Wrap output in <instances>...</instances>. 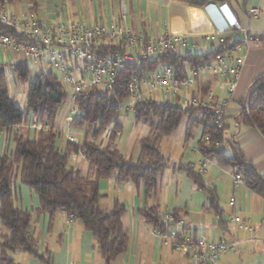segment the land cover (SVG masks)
I'll return each mask as SVG.
<instances>
[{
    "label": "crops",
    "instance_id": "obj_1",
    "mask_svg": "<svg viewBox=\"0 0 264 264\" xmlns=\"http://www.w3.org/2000/svg\"><path fill=\"white\" fill-rule=\"evenodd\" d=\"M89 1L93 6L92 12L90 8H86V5L90 7ZM33 6L29 0L6 2V7L11 12H28L35 18L52 22L70 18L103 25L116 22L146 37L156 36L167 29L172 33H184L189 37V46L183 53L208 52L216 48L219 29L233 17L237 18L244 27L258 36V42L250 44L239 53L237 64L240 67V78L233 94L228 97L220 88L221 77L218 74L202 73L197 82L208 88V91H213L216 101L228 97L226 115L230 124L229 132L238 130L236 139L245 158L264 177V135L249 124L242 123L238 126L236 122H241V100L248 94L254 80L264 73V0H229L228 8L223 9L194 6L184 0H37L36 8ZM251 9H259V15L252 16ZM235 31L231 33L234 34ZM241 38L242 34L236 31L233 40L239 41ZM23 59L21 55L0 47V63ZM12 96L17 97L16 92ZM176 103L186 105L180 99ZM68 107L67 103L61 108L55 123L62 132V146L66 144L67 133H78L79 141L84 138L85 133L84 130L74 129L65 121L64 115ZM118 121L122 124V129L118 132V147L125 157L135 162L140 156V139L149 134L150 127L135 121L129 105L125 115L120 114ZM35 123V117L30 113L27 120L13 130L32 137L40 130L34 126ZM188 124L189 119L185 117L171 135L161 140L162 152L169 163L159 176L154 196L146 198L143 185L119 183L115 177L100 180L99 186L104 195L102 206L111 210L116 201L125 206L122 223L129 235L128 246L114 261H109L94 248L93 234L76 218L70 219L64 210L56 213L50 227L49 215L38 210V194L17 180L14 185L16 205L32 214V231L39 251H52L53 264H196L189 255L176 251L169 241L163 240L152 224L145 221L140 210L147 205L159 204L161 215L178 209L176 214L183 221L178 228L193 238L205 236L211 240L223 236L239 241L235 251L225 252L214 261L200 264H264V197L255 189L249 188L245 182L237 184L234 168L205 159L197 148L203 129L195 128L192 135L187 137ZM112 127L113 124H110L94 138L99 145H106ZM12 133V130L0 133V156L7 146H13ZM227 152L231 153V150ZM69 164L85 175L91 174L89 161L81 151L70 155ZM188 164L198 171L202 169L205 185L216 189L223 210L222 217L207 208V191L201 189L183 171L182 167ZM233 215L241 220L234 221ZM221 218L226 222L224 226L219 224ZM243 219H246L245 223L242 222ZM0 232H6L1 222ZM11 255L16 264H43L21 249Z\"/></svg>",
    "mask_w": 264,
    "mask_h": 264
},
{
    "label": "trees",
    "instance_id": "obj_2",
    "mask_svg": "<svg viewBox=\"0 0 264 264\" xmlns=\"http://www.w3.org/2000/svg\"><path fill=\"white\" fill-rule=\"evenodd\" d=\"M12 1V0H9ZM36 8L37 0H29ZM194 6H206L209 3H222L229 0H184ZM0 31L19 38L23 36L14 28L0 24ZM236 34V31L233 32ZM228 32L224 42L208 52H184L175 54L166 52L155 59L143 60L122 68L109 89L94 87L80 94L75 104L85 112L79 114L71 123L74 129L84 130V138L72 141L67 138L65 146L58 145L57 139L62 134L55 126L61 108L69 103L68 93L53 69L41 70L30 79L31 67L26 59L0 63V133L12 130L13 146L5 148L0 156V222L6 232H0V264H16L11 253L18 249L39 259L43 264H53L52 251H39L37 240L32 231V214L16 205L15 182L19 180L34 190L40 198L39 212L48 214L50 227L59 210L76 218L83 227L93 234L94 248L109 261L125 252L129 235L122 223L125 206L116 201L111 210L102 206L103 193L99 183L103 178L115 177L116 181L132 182L143 185L146 198L157 192L159 176L168 166L169 159L161 149V140L171 135L188 117L187 137L195 128L202 127V136L197 143L199 153L208 160H215L221 165L230 166L242 174L246 185L255 189L264 197V177L255 165L247 160L236 139L238 130L229 132L230 124L225 116L223 126L218 128L212 107L181 105L172 101L155 100L145 97L135 103L132 109L137 123L150 127L148 135L140 139V156L133 161L118 147V132L122 124L118 121L121 108L130 104L128 82L134 77H144L157 71L161 66L172 65L179 76L186 75L195 65L210 64L218 55L226 53L239 41L233 40ZM121 47L120 42L103 43L98 46L100 52H115ZM23 82H28L26 109L15 102L10 92L7 70ZM201 94L208 88L197 82ZM130 106V105H129ZM30 113L35 122H44L45 128L36 135L29 136L14 127L27 120ZM241 122L249 124L264 135V73L257 77L248 94L241 100L239 113ZM110 124V131L105 146L99 145L94 138ZM73 134V133H71ZM78 133H74L76 135ZM78 137V135H76ZM228 145L231 153L225 151ZM89 161L91 174L69 164L70 155L82 152ZM189 178L208 193L207 208L220 217L223 210L214 187H207L203 175L192 165L182 167ZM178 209L173 213L177 216ZM146 222L156 230L165 231L168 227L162 219L159 204L147 205L140 210ZM221 218L219 224L225 225Z\"/></svg>",
    "mask_w": 264,
    "mask_h": 264
},
{
    "label": "built area",
    "instance_id": "obj_3",
    "mask_svg": "<svg viewBox=\"0 0 264 264\" xmlns=\"http://www.w3.org/2000/svg\"><path fill=\"white\" fill-rule=\"evenodd\" d=\"M8 1L0 0V24L14 28L23 37L0 31V47L21 55L32 65L40 66L45 63L56 70L69 96V107L64 115L69 125L79 114H85L75 104L82 92L94 87L109 89L113 86L118 72L126 65L155 59L169 51L181 54L189 46L187 34L172 33L169 29L156 36L146 37L116 22L103 25L72 18L52 22L35 18L28 12H11L6 7ZM206 6L223 9L228 8V2L209 3ZM250 13L257 16L259 9H251ZM233 30L242 34L241 40L226 53L218 55L210 64L192 66L190 73L182 76L178 75L172 65H164L144 77L131 79L127 85L131 109L136 102L145 97H153L157 93L163 101L176 102L180 99L189 105L212 107L215 112L214 123L221 128L227 113L228 97L233 94L240 78V67L237 64L239 53L250 44L258 42V36L233 17L219 29L217 45L223 43L224 36ZM112 42H120L121 45L115 52H100L97 49L103 43ZM205 72H212L221 77L219 86L228 97L216 101L214 92L210 90L205 96L201 95L197 79ZM34 126L38 129L46 127L44 122H37ZM67 138L79 141L78 137L71 133H67ZM82 152L84 153L85 149ZM235 182L244 183L241 173H235ZM72 218L74 217L70 216V219ZM162 219L168 225L165 231L157 230L163 240L169 241L176 251L189 255L196 264L214 261L223 253L235 251L238 247L239 241L235 238L222 236L209 240L205 236L191 237L178 228L183 221L172 211L163 213ZM232 219L241 220L236 215H233ZM246 219L242 222L245 223Z\"/></svg>",
    "mask_w": 264,
    "mask_h": 264
},
{
    "label": "rangeland",
    "instance_id": "obj_4",
    "mask_svg": "<svg viewBox=\"0 0 264 264\" xmlns=\"http://www.w3.org/2000/svg\"><path fill=\"white\" fill-rule=\"evenodd\" d=\"M89 6L90 7H87V5H86V8L87 9L90 8V11L92 12L93 11L92 10L93 6L91 4V1H89ZM30 67H31L30 79H33L35 77V75L38 72H40L41 70L51 69V67H48L45 63L41 64L40 66L30 64ZM7 79H8V84H9V87H10L11 94L16 92L17 97H15V102L17 103V105H19L20 107L25 109L26 108L25 107V103H26L28 82H23V81L19 80L18 78H16L13 75V72L10 69L7 70ZM153 98L155 100H157V101L161 100L159 94H157V93H155L153 95ZM125 113H126V106H123L121 108V115H125ZM76 135H78V134H76ZM57 143H58V145H61V140L57 139ZM224 149H225V151H228L229 150L228 145H225Z\"/></svg>",
    "mask_w": 264,
    "mask_h": 264
}]
</instances>
